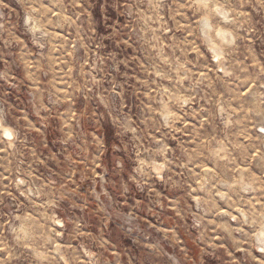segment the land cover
I'll use <instances>...</instances> for the list:
<instances>
[{"label": "rangeland", "instance_id": "rangeland-1", "mask_svg": "<svg viewBox=\"0 0 264 264\" xmlns=\"http://www.w3.org/2000/svg\"><path fill=\"white\" fill-rule=\"evenodd\" d=\"M262 230L264 0H0V264H264Z\"/></svg>", "mask_w": 264, "mask_h": 264}, {"label": "bare ground", "instance_id": "bare-ground-1", "mask_svg": "<svg viewBox=\"0 0 264 264\" xmlns=\"http://www.w3.org/2000/svg\"><path fill=\"white\" fill-rule=\"evenodd\" d=\"M1 127H3V126H1ZM8 129V128H7ZM4 130V129H3ZM8 131V133L10 132V134L12 135V132L8 129L7 130ZM5 132V131H4ZM258 238H259V244H260V246L262 247V250L264 251V230H262V231H260L259 233H258ZM262 251V252H263Z\"/></svg>", "mask_w": 264, "mask_h": 264}, {"label": "built area", "instance_id": "built-area-1", "mask_svg": "<svg viewBox=\"0 0 264 264\" xmlns=\"http://www.w3.org/2000/svg\"><path fill=\"white\" fill-rule=\"evenodd\" d=\"M4 137H5L6 139H9V138H7L6 134H4Z\"/></svg>", "mask_w": 264, "mask_h": 264}]
</instances>
